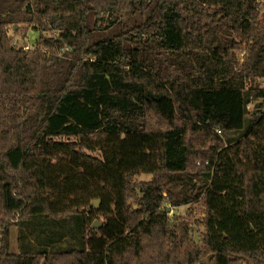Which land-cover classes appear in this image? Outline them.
Returning <instances> with one entry per match:
<instances>
[{
  "label": "trees",
  "instance_id": "1",
  "mask_svg": "<svg viewBox=\"0 0 264 264\" xmlns=\"http://www.w3.org/2000/svg\"><path fill=\"white\" fill-rule=\"evenodd\" d=\"M237 2L0 0V264H264V0ZM196 203L202 247L166 208Z\"/></svg>",
  "mask_w": 264,
  "mask_h": 264
},
{
  "label": "rangeland",
  "instance_id": "2",
  "mask_svg": "<svg viewBox=\"0 0 264 264\" xmlns=\"http://www.w3.org/2000/svg\"><path fill=\"white\" fill-rule=\"evenodd\" d=\"M221 2H224L228 5H236L238 0H219ZM193 4L198 5L197 2H193ZM261 16L263 15V20H264V7L261 10ZM19 30H22V32H19ZM19 32V37L17 39L18 43L16 44L17 46H20L21 44H24V46H32L35 42V34H37L31 26H18L15 32ZM12 31L11 33H13ZM53 35L55 33H52ZM51 34V35H52ZM21 36V37H20ZM244 56V53L240 52L238 53V60L241 62L242 58ZM259 85L261 87H264V80L258 81ZM254 107V103L249 105V110L252 111ZM151 175L149 174H138L133 177V182L135 184H139L142 182H149L151 180ZM166 196V194H164ZM96 200V199H95ZM94 201V200H93ZM131 202V201H130ZM93 203V202H92ZM101 202H99L98 208L100 206ZM95 208V209H98ZM136 208V206L134 207ZM177 213L173 215L169 214V219H170V224L171 227H173L176 224H179L180 222H186L188 221L189 225L188 228L190 230V235L193 238V240L200 246L202 247V234L204 231V227L202 224V216L200 215V207L199 204H192L189 206L185 207H180L177 210H175ZM103 220V217L99 216L94 222L101 223ZM11 253H17L18 252V243H17V227H12L10 229V248H9Z\"/></svg>",
  "mask_w": 264,
  "mask_h": 264
},
{
  "label": "water",
  "instance_id": "3",
  "mask_svg": "<svg viewBox=\"0 0 264 264\" xmlns=\"http://www.w3.org/2000/svg\"><path fill=\"white\" fill-rule=\"evenodd\" d=\"M14 29H17V26H14ZM99 202H100V200H98V199L93 201L94 208H98ZM100 225H101L100 223L95 222L94 224H92L91 228L92 229H98L100 227Z\"/></svg>",
  "mask_w": 264,
  "mask_h": 264
},
{
  "label": "built area",
  "instance_id": "4",
  "mask_svg": "<svg viewBox=\"0 0 264 264\" xmlns=\"http://www.w3.org/2000/svg\"><path fill=\"white\" fill-rule=\"evenodd\" d=\"M29 47L28 46H25L24 47V50H27ZM166 208H167V210H168V215L170 214V215H174V214H176L177 212L175 211V210H173L169 205H166Z\"/></svg>",
  "mask_w": 264,
  "mask_h": 264
}]
</instances>
